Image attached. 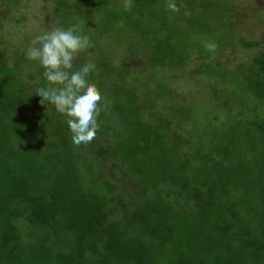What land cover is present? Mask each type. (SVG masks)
<instances>
[{"label": "trees", "instance_id": "obj_1", "mask_svg": "<svg viewBox=\"0 0 264 264\" xmlns=\"http://www.w3.org/2000/svg\"><path fill=\"white\" fill-rule=\"evenodd\" d=\"M53 3L65 29L95 30L98 16L96 41L133 45L156 71L179 70L195 52L201 63L190 72L220 75L229 84L216 87L234 91L220 94L226 109L217 127L200 125L193 138L187 133L171 144L165 114L185 120L190 113L173 99L166 77L147 82L129 74L95 42L99 53L87 78L102 93L96 135L107 141L94 154L131 173L138 188L125 197L107 179L99 189L85 182L93 161L75 155L69 117L28 92L20 58L12 65L1 58L0 264H264V55L226 69L206 50L208 41L216 51L225 47L227 0H175L179 13L167 0H133L130 11L118 0ZM189 32L202 34L204 44H189ZM237 39L243 48L255 45ZM85 63L73 61L72 70ZM44 71L37 64L36 89L48 86ZM157 102L165 113L147 120L141 110L153 112ZM39 108L47 110L32 112Z\"/></svg>", "mask_w": 264, "mask_h": 264}, {"label": "rangeland", "instance_id": "obj_2", "mask_svg": "<svg viewBox=\"0 0 264 264\" xmlns=\"http://www.w3.org/2000/svg\"><path fill=\"white\" fill-rule=\"evenodd\" d=\"M53 1L15 0L8 6L7 0H0V59H4L9 65H12L19 58L23 61V65H21L23 84L27 86V90L31 95H34L39 82L36 66L40 63L39 61L28 59L27 50L37 34L56 27L63 28L59 25V20L54 14ZM118 2L122 3L124 0H118ZM227 4L229 12L224 13L221 20L226 22L230 33L228 31L222 33V43L225 47L216 51L213 57L221 62L226 69L232 68L239 62L246 67L252 58L259 54L264 55V0H227ZM92 22L95 23V30L88 29L81 33L88 36L90 46L76 60L84 59L94 64V60H96L99 53L95 46V42H97L102 46L103 54L115 64L124 67L129 74L138 73L147 82L151 78L166 77V82L172 90L173 99L180 104L182 110H189L190 113V116L185 120L179 118V116L173 118L169 113L165 114L164 121L166 125L164 133L171 144L181 141L182 136L187 135V133L191 134L190 136L193 138V134L199 131L200 125L206 124V130L217 127L219 124L218 120L223 119L226 109L224 106L223 110L221 106L224 101L220 94H227V97L230 98L229 93H232L234 89H218L216 87L217 84L221 85L222 88L229 84L227 81L222 80L220 75L209 77L203 74L191 73L190 70L198 67L201 63L195 52L189 53L183 62L182 68L179 70L174 71L166 68L157 69V71L150 70L147 68L144 53L134 50L133 45L126 46L124 43L114 39H105L103 37L96 41L95 34L97 29H100L101 19L98 16H92ZM237 36L253 41L255 45L243 48L238 43ZM231 37L234 43L233 46L229 45V38ZM204 40L202 34L189 32V44L195 42L204 44ZM168 76L171 77L170 83H168ZM109 81L115 82V80L111 79ZM143 100L144 97H140L139 101L143 102ZM247 103L252 104L253 98L249 97ZM52 106L55 108L54 105ZM46 110L39 108L33 109L32 112L40 116V112ZM55 112L56 114L59 113L57 110ZM154 112L157 114L165 113L160 102H157L153 112L146 108L141 110V114L147 120L154 115ZM229 112L237 116V108L235 106ZM175 122L179 124V127H176ZM69 139V143L77 157L93 161L94 174L93 176L91 174L86 176L85 182L87 184H96L99 189L102 185V180L107 179L115 185L116 193L121 196H130L136 192L138 186L131 173L117 162L111 160L109 155L95 157V149L98 146H103L107 141L104 136L96 135L95 139L90 143L81 145L73 143L72 133ZM180 149L184 153L189 152L186 146H181ZM107 195L111 196V193ZM134 199L136 198L134 197Z\"/></svg>", "mask_w": 264, "mask_h": 264}, {"label": "clouds", "instance_id": "obj_3", "mask_svg": "<svg viewBox=\"0 0 264 264\" xmlns=\"http://www.w3.org/2000/svg\"><path fill=\"white\" fill-rule=\"evenodd\" d=\"M132 3L133 0H124L125 10L130 11ZM166 7L171 12L180 11L175 0H167ZM81 33L78 26L53 28L37 34L26 53L28 59L39 61L45 69L43 75L48 86L35 90L42 98L40 102L51 103L59 113L69 117L67 125L76 145L88 144L95 139L102 101L101 91L87 78L95 65L89 62L72 70L73 61L90 46L88 36ZM205 48L215 53L217 45L208 41Z\"/></svg>", "mask_w": 264, "mask_h": 264}]
</instances>
